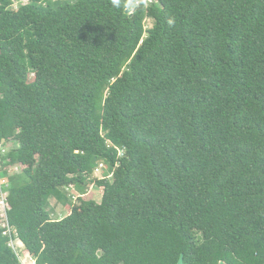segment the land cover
<instances>
[{"label": "trees", "instance_id": "16d2710c", "mask_svg": "<svg viewBox=\"0 0 264 264\" xmlns=\"http://www.w3.org/2000/svg\"><path fill=\"white\" fill-rule=\"evenodd\" d=\"M0 178V264H264V0H0Z\"/></svg>", "mask_w": 264, "mask_h": 264}, {"label": "rangeland", "instance_id": "374dc122", "mask_svg": "<svg viewBox=\"0 0 264 264\" xmlns=\"http://www.w3.org/2000/svg\"><path fill=\"white\" fill-rule=\"evenodd\" d=\"M25 4V3H23ZM20 4L16 3L14 5V9L17 10L18 7H19ZM146 25H147V28L150 29L152 28L153 26V22L148 20L146 22ZM31 79L33 80L34 79V76L32 75L31 76ZM16 147V144L14 142H10L8 144H6L5 147L2 148V155L6 157V155ZM20 171H22V169H20ZM104 177H106V175L104 174V172H101V173H96V174H93V176L91 177V183L97 181V180H101L103 179ZM1 182V181H0ZM2 185V188L4 189V196L5 197H8V192H7V184L5 183H1ZM85 195L82 196L83 200H86V201H95L97 203H101L102 202V189L101 188H98L95 184L92 185L90 183H87L85 185ZM65 194L67 195L68 199L70 200V204L68 205H64L60 202H58L57 200L55 199H51L50 201V205H49V210L51 212V217L54 221H59V220H62L63 218H65L66 216H68L70 213H71V208L73 205L75 204H79V197H81V193L76 189V188H68L65 190ZM1 190H0V198H1ZM6 216V214L4 213L3 211V208L1 209L0 207V227H2L3 225V221L2 218H4ZM18 247H19V251H20V254L22 256V260L24 262H28V257H27V254H26V250L24 249V247H20V243L18 242L17 243ZM26 259V260H25Z\"/></svg>", "mask_w": 264, "mask_h": 264}, {"label": "built area", "instance_id": "2783aa9c", "mask_svg": "<svg viewBox=\"0 0 264 264\" xmlns=\"http://www.w3.org/2000/svg\"><path fill=\"white\" fill-rule=\"evenodd\" d=\"M96 172L99 173L98 170ZM0 181H1L0 182V190H1V193H2L1 198H0V207H1V209L3 208V211L6 214V216L4 218H2V220H1V221H3V224H2L3 226L2 227L5 228V229H8V232L5 235H9L10 236V235H12V232L10 230V226H9V223H8V215H7L8 211H9V206H8L7 197L4 196V189L2 188V185H1V183H3V182H2L1 178H0ZM16 244L17 243L12 239V241L10 243V246L13 247L15 249V251L17 250ZM18 257L21 260L22 264H36L35 260L32 257H30L29 255H27L28 262H24L22 260L21 254H19V253H18Z\"/></svg>", "mask_w": 264, "mask_h": 264}, {"label": "water", "instance_id": "95a60500", "mask_svg": "<svg viewBox=\"0 0 264 264\" xmlns=\"http://www.w3.org/2000/svg\"><path fill=\"white\" fill-rule=\"evenodd\" d=\"M179 264H184V260H183V257L181 258ZM221 264H225V263H221Z\"/></svg>", "mask_w": 264, "mask_h": 264}, {"label": "clouds", "instance_id": "9594fccd", "mask_svg": "<svg viewBox=\"0 0 264 264\" xmlns=\"http://www.w3.org/2000/svg\"><path fill=\"white\" fill-rule=\"evenodd\" d=\"M19 246H20L21 248H22V247H24V245H23L22 243H20V245H19Z\"/></svg>", "mask_w": 264, "mask_h": 264}, {"label": "crops", "instance_id": "0c3cea01", "mask_svg": "<svg viewBox=\"0 0 264 264\" xmlns=\"http://www.w3.org/2000/svg\"><path fill=\"white\" fill-rule=\"evenodd\" d=\"M26 260V259H25Z\"/></svg>", "mask_w": 264, "mask_h": 264}]
</instances>
